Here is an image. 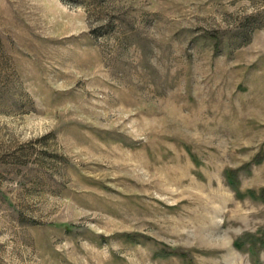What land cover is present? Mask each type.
I'll list each match as a JSON object with an SVG mask.
<instances>
[{"label":"rangeland","instance_id":"obj_1","mask_svg":"<svg viewBox=\"0 0 264 264\" xmlns=\"http://www.w3.org/2000/svg\"><path fill=\"white\" fill-rule=\"evenodd\" d=\"M227 168L264 187V0H0V264H264Z\"/></svg>","mask_w":264,"mask_h":264},{"label":"trees","instance_id":"obj_2","mask_svg":"<svg viewBox=\"0 0 264 264\" xmlns=\"http://www.w3.org/2000/svg\"><path fill=\"white\" fill-rule=\"evenodd\" d=\"M249 166V165H248ZM235 172H237L236 169H230L227 168L224 171V178L225 181L227 183V185L234 191V194L237 198H243L245 196L253 199V200H264V187L263 188H259V189H253V188H249L246 189L245 191H241L239 188V182L237 179V176L235 174ZM66 229H69V227H65ZM247 237L246 239H239L235 241V246H237L238 248L244 247L245 244H247V249L249 250V253H251L252 255L258 253V249L259 248H264V231L261 232V236L259 238H248L251 237L250 234H246Z\"/></svg>","mask_w":264,"mask_h":264}]
</instances>
